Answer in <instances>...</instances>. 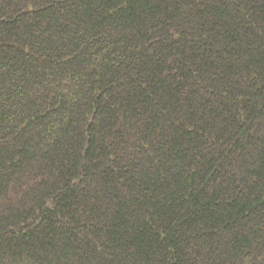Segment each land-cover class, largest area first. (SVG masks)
<instances>
[{"label": "trees", "instance_id": "obj_1", "mask_svg": "<svg viewBox=\"0 0 264 264\" xmlns=\"http://www.w3.org/2000/svg\"><path fill=\"white\" fill-rule=\"evenodd\" d=\"M0 264H264V0H0Z\"/></svg>", "mask_w": 264, "mask_h": 264}]
</instances>
